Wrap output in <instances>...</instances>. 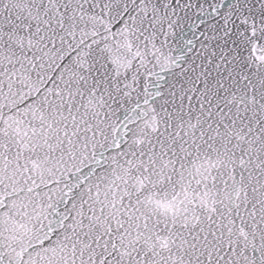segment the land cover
Instances as JSON below:
<instances>
[{
    "label": "snow or ice",
    "instance_id": "6c2138e0",
    "mask_svg": "<svg viewBox=\"0 0 264 264\" xmlns=\"http://www.w3.org/2000/svg\"><path fill=\"white\" fill-rule=\"evenodd\" d=\"M0 264H264V0H0Z\"/></svg>",
    "mask_w": 264,
    "mask_h": 264
}]
</instances>
